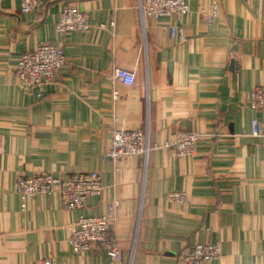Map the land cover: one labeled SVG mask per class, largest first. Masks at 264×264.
<instances>
[{
	"label": "crops",
	"instance_id": "1",
	"mask_svg": "<svg viewBox=\"0 0 264 264\" xmlns=\"http://www.w3.org/2000/svg\"><path fill=\"white\" fill-rule=\"evenodd\" d=\"M36 1L22 14L20 0H0V264H115L67 246L80 216H105L113 202L119 264H183L192 246L212 244L220 255L207 264H264V110L249 107L250 91L264 86V0H186L188 15L144 21L139 0ZM67 5L86 13L88 31L56 32ZM169 25L185 31L184 43ZM46 43L62 47L66 64L38 97L14 70ZM115 68L134 84L113 80ZM113 128L148 130L146 166L107 156ZM191 131L203 136L193 156L164 146ZM41 172H99L103 191L82 211L58 194L21 200L17 178Z\"/></svg>",
	"mask_w": 264,
	"mask_h": 264
},
{
	"label": "built area",
	"instance_id": "2",
	"mask_svg": "<svg viewBox=\"0 0 264 264\" xmlns=\"http://www.w3.org/2000/svg\"><path fill=\"white\" fill-rule=\"evenodd\" d=\"M38 7L36 0H20L22 14L35 12ZM139 10L143 21L145 19L159 20L188 15L191 12V6L186 0H139ZM215 12L216 4H213L208 16L209 22L215 16ZM91 26L86 13L77 10L73 5H67L55 23V30L59 34L74 31L86 32ZM163 29L168 32L172 40L179 43L185 42V31L182 28L169 25ZM65 64L62 47L58 44L46 43L20 56L14 76L21 90L25 92L34 90L40 97L44 87L51 86L57 81L58 74ZM111 78L126 86H132L135 82L133 73L120 68L112 71ZM117 97L114 93L113 99ZM249 107L252 110H264V86L255 87L250 91ZM258 131V123L255 122L253 134L259 135ZM202 140L203 136L194 131L177 132L164 146L170 148L176 157H191ZM154 149L148 130L126 131L113 128L111 150L107 156L115 162L125 157L137 156L142 158L146 166L148 156ZM15 189L21 200H25L26 197L58 194L66 210L82 211L89 197L101 195L103 185L99 172L74 173L65 179L41 172L33 176L18 177ZM169 199L183 203L186 198L184 194L172 193ZM116 205L115 202L111 203L105 216L91 218L80 216L77 222L70 226L67 246L74 254H104L115 264L120 263L121 249L110 230ZM219 255V244L195 245L187 250L180 260L183 264H207ZM36 264L56 263L43 258Z\"/></svg>",
	"mask_w": 264,
	"mask_h": 264
}]
</instances>
